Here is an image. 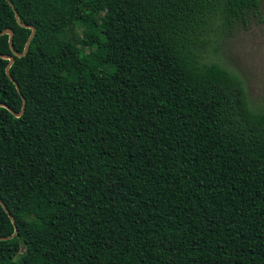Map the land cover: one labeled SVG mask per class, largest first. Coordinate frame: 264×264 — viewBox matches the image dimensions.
I'll use <instances>...</instances> for the list:
<instances>
[{
  "label": "trees",
  "instance_id": "obj_1",
  "mask_svg": "<svg viewBox=\"0 0 264 264\" xmlns=\"http://www.w3.org/2000/svg\"><path fill=\"white\" fill-rule=\"evenodd\" d=\"M253 19L261 0H0V104H24L0 107V264H264V108L210 57Z\"/></svg>",
  "mask_w": 264,
  "mask_h": 264
},
{
  "label": "rangeland",
  "instance_id": "obj_2",
  "mask_svg": "<svg viewBox=\"0 0 264 264\" xmlns=\"http://www.w3.org/2000/svg\"><path fill=\"white\" fill-rule=\"evenodd\" d=\"M98 18L99 15H97ZM262 21L251 20L247 27L239 25L229 35L213 43L216 52L210 50V57L242 79L249 104L254 110L264 108V0H261ZM125 29L126 25H122ZM82 25L76 24L70 30L71 38H82ZM76 50L91 55V50L77 44Z\"/></svg>",
  "mask_w": 264,
  "mask_h": 264
},
{
  "label": "water",
  "instance_id": "obj_3",
  "mask_svg": "<svg viewBox=\"0 0 264 264\" xmlns=\"http://www.w3.org/2000/svg\"><path fill=\"white\" fill-rule=\"evenodd\" d=\"M9 3H10V1H9ZM10 5H11L12 8H13V5H12L11 3H10ZM14 12H15V17L18 18L17 12H16L15 10H14ZM22 26L31 29V35L29 36V38H28V40H27V42H26V44H25V47H24V51H23V53H22V54H18V53H16V52L14 53V55H15V56H18V57H20V56H24V55H25V53H26V51H27V49H28L29 43H30V41H31V39H32V37H33V35L35 34V30H34L33 27L25 26V25H22ZM0 35H8V37H9V45L12 46V37H13V33H12V31H11L10 29H6V30H4L3 32L0 33ZM3 58L9 60L7 66H6V73L8 74V70H9L10 66H11V65L13 64V62H14V57H13V56H3ZM9 78L11 79L10 76H9ZM11 80H12V79H11ZM12 81H13V80H12ZM13 82H14V81H13ZM14 84H15V87H16L17 91L19 92L20 89H19L18 85H17L15 82H14ZM0 107H4V108L8 109V110H9V111H10L15 117H20L21 114H22V111H23V109H24V104H23V106H22V109H21V112H20V113H15V112H13V111H12L7 105H5V104H0ZM1 204H2V203H1ZM2 206H3L4 210L8 213L6 207H5L3 204H2ZM16 234H17V228L15 227V230H14V234H13V235H11L10 237H0V241H5V240H8V239H11V238H13Z\"/></svg>",
  "mask_w": 264,
  "mask_h": 264
}]
</instances>
